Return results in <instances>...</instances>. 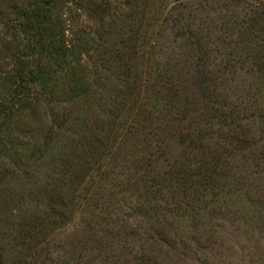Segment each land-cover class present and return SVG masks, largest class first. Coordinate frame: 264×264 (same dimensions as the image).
Listing matches in <instances>:
<instances>
[{
    "label": "rangeland",
    "instance_id": "rangeland-1",
    "mask_svg": "<svg viewBox=\"0 0 264 264\" xmlns=\"http://www.w3.org/2000/svg\"><path fill=\"white\" fill-rule=\"evenodd\" d=\"M0 264H264V0H0Z\"/></svg>",
    "mask_w": 264,
    "mask_h": 264
}]
</instances>
